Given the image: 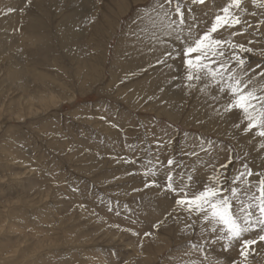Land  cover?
I'll return each mask as SVG.
<instances>
[{
    "label": "rangeland",
    "instance_id": "obj_1",
    "mask_svg": "<svg viewBox=\"0 0 264 264\" xmlns=\"http://www.w3.org/2000/svg\"><path fill=\"white\" fill-rule=\"evenodd\" d=\"M227 2L185 6L206 28ZM149 3L78 0L58 10L50 0H0V264H208L190 248L210 239L201 234L202 221L183 210L166 217L173 195L145 188L151 176L143 173L155 170L163 184L162 164L174 157L183 166L175 172L193 174L199 186L211 174L208 164L229 156V176L243 163L264 171V138L234 126L236 117L223 111L226 99H213L215 90L203 82L178 87L188 82L173 79L176 72L137 44L133 31ZM244 7L237 13L244 23L231 31H246L224 36L253 48L243 55L259 73L264 9L251 0ZM72 16L81 31L69 38L63 20ZM193 221L195 228H187ZM223 243L204 245L212 261L264 264V242L253 246L249 262L238 244L223 252Z\"/></svg>",
    "mask_w": 264,
    "mask_h": 264
},
{
    "label": "snow or ice",
    "instance_id": "obj_2",
    "mask_svg": "<svg viewBox=\"0 0 264 264\" xmlns=\"http://www.w3.org/2000/svg\"><path fill=\"white\" fill-rule=\"evenodd\" d=\"M27 2L30 3L31 0ZM190 2L192 5H204L206 0ZM244 3L245 0H228L214 16L210 26L205 28L203 21L195 23L194 9L186 8V0H150L139 16L133 35L138 45L156 54V64L177 73L173 79L188 82L177 85L178 87L193 88V82H203L205 89L211 88L217 93L213 99H226L223 111L236 117L238 123H234L235 127L239 128L244 124V132L264 138V71L256 73L252 70L243 55L252 53L253 48L224 36L225 30L230 36L246 31H231L244 23L237 14L247 11ZM251 3L264 9V0H251ZM186 13L191 14L193 23L188 22ZM252 15L255 16L256 13ZM259 67L258 64L257 68ZM257 76L261 78L260 81H257ZM260 147L264 149V142L260 143ZM201 149L205 152L212 150L211 145L208 149L201 145ZM191 154L198 157L196 152ZM233 159L234 157L229 156L228 161L219 166L208 164L212 169L211 174L199 186H196L193 174L189 173L185 178L183 173L175 172L174 166H183L174 157L162 164L165 169L163 184L157 181L158 173L155 170L149 169L143 173L146 178L151 176L150 180H146L145 188L157 187L173 195L174 205L166 217L183 210L190 217L194 215L197 220L202 221L201 234L207 233L210 239H204L203 243H190V248L203 252L208 264H220V261H212L204 245L215 246L224 241L221 251L228 252L238 244L239 255L245 262H249V257L255 254L253 246L264 242V171L254 172L247 163H243L242 170L229 176L227 169ZM195 171L193 168L192 172ZM253 177L257 179L253 180ZM163 223L164 220H160L153 227L158 229ZM195 224L196 221H193L186 224V227L194 229ZM250 233H255V237L246 238ZM133 234L140 235L138 232ZM143 235L150 237L152 233L145 232ZM181 264L188 262L182 258ZM191 264L198 262L193 261ZM232 264H240V261L233 260Z\"/></svg>",
    "mask_w": 264,
    "mask_h": 264
},
{
    "label": "bare ground",
    "instance_id": "obj_3",
    "mask_svg": "<svg viewBox=\"0 0 264 264\" xmlns=\"http://www.w3.org/2000/svg\"><path fill=\"white\" fill-rule=\"evenodd\" d=\"M76 1H78V0H67V5L66 4H63V0H50V6L52 7V8H56V9H58V10H60V9H66V10H69V9H71V6H74V4H75V2ZM84 1H86V0H84ZM89 1H91V0H89ZM41 2V1H40ZM112 4V3H111ZM37 5V4H36ZM89 5V4H88ZM87 9V8H86ZM102 14H104V13H102ZM105 16H102L101 17V19H103ZM79 19H80V17H78ZM75 21H76V16H72V17H66L64 20H63V26H64V29H65V35L67 36V37H73V36H76L77 34L79 35L80 34V31L81 30H79L78 29V27H75L74 26V23H75ZM78 21V20H77ZM81 21V20H80ZM106 21H107V19H106ZM79 30V31H78ZM77 37V36H76ZM132 55L133 54H131V57H132ZM84 58V57H83ZM156 60V59H155ZM154 60V61H155ZM134 61H136V60H134ZM153 62V61H152ZM139 67V65H138V63L136 62V64L134 65V67ZM13 69V68H12ZM168 73V72H167ZM166 73V74H167ZM172 76V75H171ZM168 80V79H167ZM166 80V81H167ZM161 83H163L164 84V81H161ZM170 83V82H169ZM166 84V83H165ZM175 84V83H174ZM170 85H171V83H170ZM176 85V84H175ZM166 86H167V84H166ZM176 87V86H175ZM167 88V87H166ZM177 89V88H176ZM175 89V90H176ZM167 90H168V88H167ZM175 92V91H174ZM179 93V92H178ZM177 93V94H178ZM211 93V95L212 96H214V95H217V93L214 91V92H210ZM169 94V93H168ZM171 94V93H170ZM164 96V95H163ZM172 96V95H171ZM173 97H175V95H173ZM178 97V96H177ZM51 98L52 99H54V97L53 96H51ZM168 98H169V96H168ZM32 100V99H31ZM163 100H164V98H163ZM52 101V100H51ZM171 103V102H170ZM173 104V103H172ZM170 110V109H169ZM167 110H165V112H166ZM164 113V112H163ZM171 115V114H170ZM174 118V117H173ZM200 173H202L201 171H200ZM201 178H204V176H201ZM109 238H111V237H109ZM155 245V244H154ZM157 247V246H156ZM156 247H154V248H156ZM234 248V247H233ZM234 250V249H233ZM165 251V250H164ZM235 251V250H234ZM231 252V251H230ZM261 259V258H260ZM188 262H189V264H191V262H193V261H196V262H198V264H199V261L197 260V259H195V258H190V259H188L187 260ZM264 262V261H263ZM135 263V262H134Z\"/></svg>",
    "mask_w": 264,
    "mask_h": 264
}]
</instances>
